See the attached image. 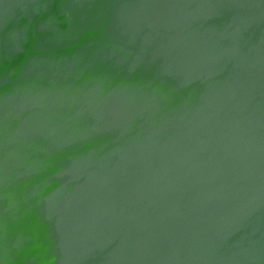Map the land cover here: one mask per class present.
<instances>
[{"label":"water","instance_id":"1","mask_svg":"<svg viewBox=\"0 0 264 264\" xmlns=\"http://www.w3.org/2000/svg\"><path fill=\"white\" fill-rule=\"evenodd\" d=\"M0 264H264V0H0Z\"/></svg>","mask_w":264,"mask_h":264}]
</instances>
